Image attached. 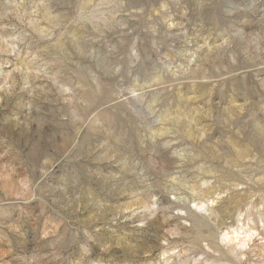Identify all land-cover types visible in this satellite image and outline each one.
Wrapping results in <instances>:
<instances>
[{
  "label": "rangeland",
  "instance_id": "rangeland-1",
  "mask_svg": "<svg viewBox=\"0 0 264 264\" xmlns=\"http://www.w3.org/2000/svg\"><path fill=\"white\" fill-rule=\"evenodd\" d=\"M0 264H264V0H0Z\"/></svg>",
  "mask_w": 264,
  "mask_h": 264
},
{
  "label": "bare ground",
  "instance_id": "bare-ground-1",
  "mask_svg": "<svg viewBox=\"0 0 264 264\" xmlns=\"http://www.w3.org/2000/svg\"><path fill=\"white\" fill-rule=\"evenodd\" d=\"M225 239H229L228 237H227V235L225 234ZM230 240V239H229ZM244 241H242V243H243Z\"/></svg>",
  "mask_w": 264,
  "mask_h": 264
}]
</instances>
